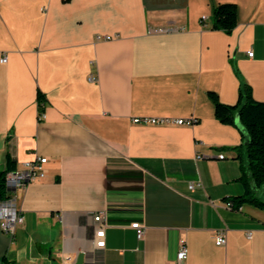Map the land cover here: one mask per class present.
<instances>
[{"label": "crops", "instance_id": "0c3cea01", "mask_svg": "<svg viewBox=\"0 0 264 264\" xmlns=\"http://www.w3.org/2000/svg\"><path fill=\"white\" fill-rule=\"evenodd\" d=\"M223 2L231 31L214 26ZM247 86L264 100V0H0V170L47 157L13 191L24 221L0 225V263L177 264L184 239L185 264H264V208L228 205L245 191L242 130L209 96Z\"/></svg>", "mask_w": 264, "mask_h": 264}, {"label": "trees", "instance_id": "16d2710c", "mask_svg": "<svg viewBox=\"0 0 264 264\" xmlns=\"http://www.w3.org/2000/svg\"><path fill=\"white\" fill-rule=\"evenodd\" d=\"M237 5L234 2L219 3L214 7V26L231 31L237 24ZM209 96L214 103L215 115L223 123L235 124V116L240 120L248 135L246 143L248 152L247 168L242 175L245 185L244 193L230 198L232 206L240 207L244 203H251L264 208V200L255 195L256 187H264V100L254 98L249 86L241 94L238 102L225 103L220 100L216 91L210 90ZM245 142L246 135L242 131ZM16 168L11 156H8L6 167L0 170V200L9 197L10 191L6 186V173ZM0 264H17L15 260L4 258Z\"/></svg>", "mask_w": 264, "mask_h": 264}, {"label": "built area", "instance_id": "2783aa9c", "mask_svg": "<svg viewBox=\"0 0 264 264\" xmlns=\"http://www.w3.org/2000/svg\"><path fill=\"white\" fill-rule=\"evenodd\" d=\"M206 16L202 17L205 20ZM163 30V29H161ZM106 37L109 38L110 36H101L98 35V38ZM253 51H249V55H253ZM7 60L6 55H3L1 61L4 62ZM91 80H96L95 75L90 76ZM44 116V113H40V118ZM141 118H135V121H139ZM147 120H151L152 122H162L167 121V118H146ZM196 119L193 118H178L176 122L178 123H192ZM200 156V155H199ZM220 158H224L225 154L222 153L219 155ZM47 161V157L37 156L34 160L26 161L21 168H16L10 170L6 173V186L10 191V196L0 200V225L3 231L14 233L15 228L24 221V215L22 211L18 208L15 196H14V189L18 188L19 186H23L26 183L45 176L46 169L44 164ZM190 187L193 188L194 184H190ZM228 205L232 206V202H228ZM103 215L101 213L95 214L94 219L97 223H100L99 227L96 229V245L98 247H104L106 244V230L105 225L102 224ZM132 227L136 229L137 235L139 238H142L145 234V225L140 221L132 222ZM252 233L248 232V236L251 237ZM216 244L223 245L227 241L226 233L224 231L216 232ZM188 245L186 244L185 240L182 239L180 241V249L177 253V264H185V260L188 256Z\"/></svg>", "mask_w": 264, "mask_h": 264}, {"label": "water", "instance_id": "95a60500", "mask_svg": "<svg viewBox=\"0 0 264 264\" xmlns=\"http://www.w3.org/2000/svg\"><path fill=\"white\" fill-rule=\"evenodd\" d=\"M235 118H236V120H235L236 123L239 125V127L241 128V130H242V131L245 133V135H246L245 143H247V142H248V135H247V133H246V131H245V128H244V126H243L241 120H240L239 115L236 114ZM75 264H83V258H82V255L79 256L78 261H77Z\"/></svg>", "mask_w": 264, "mask_h": 264}]
</instances>
